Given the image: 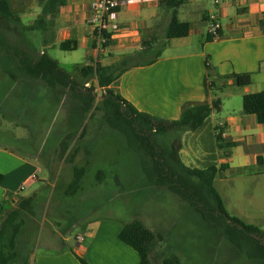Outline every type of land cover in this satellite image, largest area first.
<instances>
[{
    "label": "crops",
    "instance_id": "1",
    "mask_svg": "<svg viewBox=\"0 0 264 264\" xmlns=\"http://www.w3.org/2000/svg\"><path fill=\"white\" fill-rule=\"evenodd\" d=\"M94 2L65 0L64 6L54 17L45 18L41 30L43 50L35 53L31 49L32 56L45 53L51 57L47 50L59 49L60 43L73 40L76 49L87 50L88 59L84 65L97 62L104 66L116 64L124 57L137 53L143 39L160 28L165 30L170 20V11L160 19L159 9L163 8L159 0H121L111 40L101 54L96 50L94 29L89 23ZM26 13H34L35 17L27 15L22 19L15 14L19 21L35 22L41 14V6ZM210 13L217 15L221 26L219 37L215 40H208ZM177 17L179 21L192 25L190 34L170 40L161 56L151 65L134 67L123 73L112 89L138 112L167 121L178 120L187 104L210 103L214 98H219V111L212 112L198 131L186 132V135L194 138V142L191 150L187 152L188 149H182L179 152L180 158L189 160L187 163L182 160L188 167L198 162L204 164L192 168L209 165L220 168L221 164H227L226 168L219 170L214 187L217 185L221 192L226 189L239 191L236 202L247 209L242 214L253 217L250 221L264 222V126L258 123L255 115L242 112L244 95L264 91V0H219L218 4L214 0H184L177 10ZM0 39L5 40L2 35ZM170 45L175 46L172 53L168 52ZM116 55L119 57L115 58ZM206 58L208 67L205 66ZM107 59L111 61L104 63ZM74 67L78 66L64 69L71 71ZM231 74H250L251 84L237 87L233 79L223 78ZM205 77H208L209 83L213 80L216 86H225L205 93ZM20 93L31 96L42 93L46 100L55 102L67 99L66 96L61 97L60 90L51 89L36 79L30 80ZM36 101L40 102L39 97ZM67 133L66 129L65 134L61 132L57 135L54 144L47 150L34 142L33 135L25 139L29 150L26 155L17 149H0V174L4 178L0 184V203L10 200L13 206L12 201L19 190L25 186L39 187L38 182L47 181L40 179L37 173L52 172L54 161L60 158V144ZM218 133L224 140L236 144L230 149L229 158L224 157L226 150L216 144ZM232 175L239 180L236 185L224 182L234 179ZM241 190L244 192L243 202L239 198ZM220 196L227 210L226 201ZM104 221L88 224L85 232L76 237L78 243L74 250L65 247L67 239L61 236L59 245L38 255L34 264H79L76 256L85 258L88 264H138V254L118 239L125 223Z\"/></svg>",
    "mask_w": 264,
    "mask_h": 264
},
{
    "label": "rangeland",
    "instance_id": "2",
    "mask_svg": "<svg viewBox=\"0 0 264 264\" xmlns=\"http://www.w3.org/2000/svg\"><path fill=\"white\" fill-rule=\"evenodd\" d=\"M10 4L11 10L22 19L27 15L35 17L34 13H24L27 10H37L40 6L38 0H10ZM166 12L165 9H159L160 19H163ZM22 21L10 23L0 17V35L5 38L4 41L0 39V149H17L26 155L29 150L24 143L25 139L33 135L34 142L47 150L54 144L56 136L61 132L65 134L66 129L80 133L82 128H85L83 140L76 142L82 149L75 163L79 167L85 166L84 149L90 154V164L81 190L73 196L65 195L66 188L73 179L72 164L67 162L66 158L56 159L51 173H37L40 179L47 180L38 182L39 187L25 186L18 191L17 197L12 201V207H15L21 198L35 193L37 215H23L26 224L19 237L18 245L21 249L19 248L20 257L16 264H34L38 255L59 245L61 236L67 239L65 247L74 250L78 243L76 237L85 232L87 225L95 224L98 220L105 222V219L117 223L141 220L146 227L159 235L152 252V264H162V260L170 256H177L181 264H264L261 261L248 260L207 224L193 207L175 194L149 184L142 169L140 156L129 149L118 131L101 125V110L95 111L93 118H90L93 109L83 117L80 102L72 101L69 91H66L67 99L62 102L48 101L42 93H39V96L19 94L33 79L24 78L14 71L18 76V80L14 81L4 72L3 63L11 64L14 57L17 60V53L33 54L31 49L35 53L43 50L42 31H25V25L34 21ZM152 35L162 40L163 28ZM150 36L149 34L146 38ZM174 49L175 46L170 45L168 52L172 53ZM47 51L65 69L83 66L88 59L87 50L82 48L75 51H61L58 48ZM118 57L119 55L115 56ZM109 60H104V63H109ZM11 68L13 71L14 68ZM85 87L94 90V105L100 106L98 101L104 90L97 86L95 79ZM38 97L40 102L36 101ZM75 103L79 105L78 116L75 114ZM166 139L169 144L179 141L180 151L188 149L187 152L191 150V144L194 142V138L186 135V132H172ZM182 160L186 163L189 161L186 157H182ZM203 165L198 162L190 164V167ZM98 171L103 172L100 182L96 176ZM232 177L234 179L224 182L228 185L239 183L236 175ZM240 182L242 188L243 181ZM215 188L226 201L230 215L239 217L245 223L259 226L264 231V222L250 221L253 217L242 214L247 209L245 205L239 206L236 202L239 191L226 189L221 192L217 185ZM243 194L241 190V202ZM262 241L264 243V238Z\"/></svg>",
    "mask_w": 264,
    "mask_h": 264
},
{
    "label": "trees",
    "instance_id": "3",
    "mask_svg": "<svg viewBox=\"0 0 264 264\" xmlns=\"http://www.w3.org/2000/svg\"><path fill=\"white\" fill-rule=\"evenodd\" d=\"M38 1L41 14L32 25L24 28L26 31H41L45 18L54 17L65 4V0ZM183 3L184 0H159L160 7L171 12L163 39L158 40L154 35L143 39L141 49L137 53L124 57L116 64L104 66L97 62L94 65L78 66L67 71L45 53L32 56L28 52H21L17 53L19 55L17 60L15 57L12 59L11 64L3 63V70L14 81L18 80L14 71L24 78L39 80L51 89L60 90L61 97H67L65 90L69 91L72 101L80 102L83 117L93 109L94 112L90 113V118H93L95 111L101 110L103 112L101 125L118 131L124 137L129 149L140 156L142 169L149 184L170 191L193 207L207 224L248 260L264 262L262 241L264 231L259 226L245 223L238 217L230 215L214 187V180L219 170L226 168L227 164H221L220 168L214 165L204 168L188 167L180 158L179 141L167 143L166 138L172 132H195L201 129L210 114L219 111L221 100L214 98L210 103L187 104L183 107L178 120L167 121L138 112L112 89L123 73L134 67L151 65L161 56L170 40L184 38L190 34L192 25L179 21L177 17V10ZM0 17L10 23L19 21L11 10L10 0H0ZM208 40H213V37L208 35ZM58 47L62 51H74L76 43L69 40L60 43ZM104 47L107 48L108 43ZM11 66L14 68L13 71ZM205 66L208 67V58ZM223 78L233 79L235 86L240 88L250 85L252 81L250 74H231ZM93 79L96 80L97 86L104 90L103 96L98 101L100 106L94 105V90L85 87ZM223 86L225 85L216 86L213 80L209 83L208 77L204 79L205 93L209 90L222 89ZM75 104V114L78 116L79 105ZM242 112L255 115L258 123L264 126V91L244 95ZM67 132L60 144L59 154L60 158L65 156L67 162L72 164L73 179L66 188L65 195L73 196L82 188L90 164V154L83 149L86 164L84 167H79L75 160L82 146L76 142L83 140L85 128H82L80 133L70 130ZM74 139L76 141L71 146ZM216 144L220 149L226 150L224 155L226 158L230 157V149L236 146L235 143L221 138L220 133L216 135ZM102 175V171L96 174L99 182L102 181ZM3 179V175L0 174V184ZM35 199L34 193L29 197L21 198L15 207L11 206L10 200H3L0 203V215H3L0 216V264H16L20 257L21 248L18 241L26 224L23 215L31 217L37 215ZM159 237L141 220L125 223L118 234V239L138 254V264H152V252ZM76 258L79 264H88L85 258L78 256ZM162 264H181V262L177 256H170L163 259Z\"/></svg>",
    "mask_w": 264,
    "mask_h": 264
},
{
    "label": "built area",
    "instance_id": "4",
    "mask_svg": "<svg viewBox=\"0 0 264 264\" xmlns=\"http://www.w3.org/2000/svg\"><path fill=\"white\" fill-rule=\"evenodd\" d=\"M219 0H214L218 4ZM121 0H95L92 6V13L89 23L94 29L95 46L98 53H103L106 49L105 44L111 40L112 29H115L117 21V9ZM220 23L215 13L208 16V35L213 40L219 37Z\"/></svg>",
    "mask_w": 264,
    "mask_h": 264
}]
</instances>
